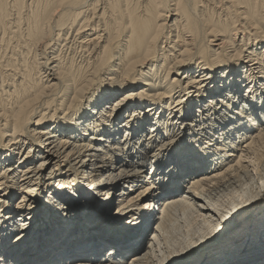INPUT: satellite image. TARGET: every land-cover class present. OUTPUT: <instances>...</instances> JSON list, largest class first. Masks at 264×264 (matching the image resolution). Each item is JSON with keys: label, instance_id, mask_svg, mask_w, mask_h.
<instances>
[{"label": "bare ground", "instance_id": "bare-ground-1", "mask_svg": "<svg viewBox=\"0 0 264 264\" xmlns=\"http://www.w3.org/2000/svg\"><path fill=\"white\" fill-rule=\"evenodd\" d=\"M3 174L0 264H264V0H0Z\"/></svg>", "mask_w": 264, "mask_h": 264}, {"label": "rangeland", "instance_id": "rangeland-1", "mask_svg": "<svg viewBox=\"0 0 264 264\" xmlns=\"http://www.w3.org/2000/svg\"><path fill=\"white\" fill-rule=\"evenodd\" d=\"M237 49H239V48H237ZM246 49H247V47H246ZM243 50V58H244V56H245V58H248L247 57V54H248V52H245L244 51V47H243V49L241 48V51ZM227 59V58H226ZM243 63V62H242ZM247 65L248 66H252V67H255L256 66V63L255 62H253V61H250V63H247ZM164 99V98H163ZM158 101H160V100H158ZM117 107H119V106H111L110 105V108H109V110H115V108H117ZM187 107H188V105L186 104L185 106H183V108L185 109V110H187ZM181 109V108H180ZM183 109V110H184ZM115 114H116V111H115ZM127 114H129V113H127ZM127 114H123V115H127ZM118 121V117L116 118V119H113V122H117ZM140 122H143V118H141L140 120H139ZM138 122L137 121H134V120H132V121H130V124L133 126V125H135V124H137ZM159 126V125H158ZM157 126V128H159ZM143 128V126L140 128V129H142ZM146 128H150L151 130H154V128L153 127H150V124H148L147 122H146ZM184 130H186L187 128L186 127H184L183 128ZM134 130H138L137 129V127L135 126V127H133V128H128L127 129V132L126 133H122L121 134V136H123V137H125V136H130V134H133V133H138L139 131H141V130H139L138 132H136V131H134ZM159 131H160V129H159ZM172 132H174V130L172 131ZM255 133V132H254ZM161 138V137H160ZM172 138V137H171ZM182 139V141H184V138H181ZM155 141H156V139H154L153 140V143H155ZM170 140H169V138L168 137H166V139L165 140H163L162 141V143H161V147H160V149H166V150H175L177 147H178V145H173V146H171V147H169V146H166V144L169 142ZM185 142V141H184ZM31 143H33L35 146H37V147H39L40 145L39 144H37V143H35V142H33V141H31ZM242 145V144H241ZM121 152L122 151H117V154L115 155V157L116 156H119V157H121L122 156V154H121ZM141 153H143L144 151H140ZM46 154V157H45V159H44V161H43V163H41V164H39V165H35V166H31V167H29V169H27L26 171H25V173H23V176H22V178H21V180H20V184L23 186V187H25V188H28L29 189V192L24 196V204H27V203H30V202H32V201H34L35 199H36V197H37V195L39 194V188H40V185L42 184V181H43V179L45 178V176H47V174H50L51 173V170H53V171H55V169H51V167L49 168V169H47L48 167H47V164H48V159H49V155H48V153L46 152L45 153ZM56 171H58V170H56ZM195 175V174H194ZM193 175V176H194ZM98 176H102V177H104L105 175H98ZM187 177H189V178H187V182H185L183 185H182V188H183V192H184V188L188 185V183L190 182V180L192 179V178H190V177H192V176H187ZM82 177H79V179H76L77 181L78 180H80ZM0 180H2V181H0V191L2 190V191H4L5 189H7L6 187H8V188H12L13 187V179H12V174H3V175H1L0 176ZM141 180V182H144V179H140ZM189 180V181H188ZM63 181V186H68V185H75V186H78V187H80V185L78 184V183H73V184H70V182L71 181H75V179H71V180H69V181H67V182H65L64 180H62ZM109 181H111V183L112 184H114V180H111V179H109ZM81 184V183H80ZM152 185V182H147L146 181V184H143L138 190H142L143 188H148L149 186H151ZM182 188H181V191H182ZM148 189H150V188H148ZM86 190V189H85ZM110 191L112 190V188L111 189H109ZM109 191V192H110ZM137 190H135L134 192H136ZM181 191H180V194H181ZM133 192V193H134ZM183 192H182V194H183ZM128 193V192H127ZM126 193V194H127ZM151 192H149L148 194H146V195H149ZM128 195V194H127ZM91 197H92V195H91ZM127 197V196H126ZM123 198V197H122ZM119 199V200H113V201H110L109 203H107V205H106V207H105V212H107V213H109V214H113V215H115V216H118V217H120V216H122V214L124 213L123 212V204L125 203V201H126V199ZM107 199V198H106ZM148 200L147 199H145V200H143L142 202H141V205L140 206H143L144 205V202H147ZM97 202V203H96ZM103 202V203H102ZM264 202V198L261 200V202H259L260 204H262ZM94 203L97 205V206H102V205H104V204H106L103 200H95L94 201ZM260 204H258L257 206H256V208L260 205ZM255 206V205H254ZM253 206V207H254ZM25 207V206H24ZM27 208V207H26ZM255 208V209H256ZM101 211H103V210H101ZM103 214H104V211H103ZM33 215V214H32ZM32 215H30V214H26L25 215V217H24V219H22V223L20 224V223H17L16 224V226L18 227V230L17 231H14V229L12 230V232H10L9 234H8V236H10L11 238L12 237H15L17 240H18V238H19V241H21V242H26V241H28L30 238H32V235H34L37 231H38V229H39V227L41 226V224L42 223H44L45 222V219L43 218V217H37L36 218V220L35 221H33V222H31V218L33 217ZM99 215L100 216H102L100 213H99ZM103 216H106V215H103ZM126 217V216H125ZM128 218H126L125 219V222H127V224H132L133 223V218L131 217L130 218V216H127ZM236 223V222H235ZM237 225H238V223H236L230 230H229V232L227 233V235L225 236V238L230 234V232L232 231V229H234V227H237ZM150 233V232H149ZM17 246H18V244H17ZM207 248H209V247H207ZM207 248H205V250L207 251ZM203 253V252H202ZM198 255H200V253L198 254ZM193 260V259H192ZM191 260V261H192ZM191 261H188V262H186V263H184V264H189Z\"/></svg>", "mask_w": 264, "mask_h": 264}, {"label": "snow or ice", "instance_id": "snow-or-ice-1", "mask_svg": "<svg viewBox=\"0 0 264 264\" xmlns=\"http://www.w3.org/2000/svg\"><path fill=\"white\" fill-rule=\"evenodd\" d=\"M248 99H249V101H251L252 100V97H249ZM235 107L236 108H242V104H241V102L239 100H237L235 102ZM247 114H250V110L249 109H243L239 115H240V118L241 119H244V118H246V115ZM77 259L79 261H81V262H86L88 258L87 257H84V256H81V257H78Z\"/></svg>", "mask_w": 264, "mask_h": 264}, {"label": "built area", "instance_id": "built-area-1", "mask_svg": "<svg viewBox=\"0 0 264 264\" xmlns=\"http://www.w3.org/2000/svg\"><path fill=\"white\" fill-rule=\"evenodd\" d=\"M196 174V173H195ZM189 181V180H188ZM182 192H183V188H182V191H181V194H182Z\"/></svg>", "mask_w": 264, "mask_h": 264}]
</instances>
